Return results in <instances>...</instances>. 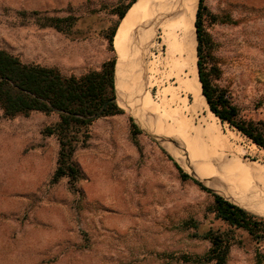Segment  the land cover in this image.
<instances>
[{
	"label": "rangeland",
	"instance_id": "374dc122",
	"mask_svg": "<svg viewBox=\"0 0 264 264\" xmlns=\"http://www.w3.org/2000/svg\"><path fill=\"white\" fill-rule=\"evenodd\" d=\"M130 1L0 0V49L25 64L58 68L65 76L100 70L113 57L106 39L118 20L113 9ZM163 1L150 0L152 10L136 28L152 33L146 50L156 60L165 52L160 26L171 18L170 8L160 13L168 0ZM204 1V27L212 43L208 70H217L214 84L226 91L242 116L264 120V0ZM32 11L79 18L76 34L41 28L20 14ZM138 45L136 52L144 44ZM159 75L155 87L144 85L139 89L142 95L137 92L129 98L148 132L134 136L126 113L94 123L91 138L74 157L86 176L77 190L67 178L51 182L60 144L42 131L58 116L33 113L8 119L0 107V264H192L180 258L203 257L211 247L204 234L228 229L209 212L214 198L182 181L163 150L209 188L264 216V177L250 167L264 169V151L208 109L186 115L188 130L164 122L162 114L141 110L149 92L161 104L165 80ZM208 125L236 137L238 146L247 150L245 155L224 151L226 146L218 143L219 135ZM235 167L250 180L248 185L256 189L263 205L242 194L243 181L231 176ZM234 234L227 264H264V239L253 240L241 231Z\"/></svg>",
	"mask_w": 264,
	"mask_h": 264
},
{
	"label": "trees",
	"instance_id": "16d2710c",
	"mask_svg": "<svg viewBox=\"0 0 264 264\" xmlns=\"http://www.w3.org/2000/svg\"><path fill=\"white\" fill-rule=\"evenodd\" d=\"M136 2L137 0H131L128 4L113 9V14L118 20L106 37L113 57L105 61L100 70L89 71L79 77L65 76L58 68L25 64L19 57L0 49V107L4 116L8 119L28 117L33 113L58 116L56 122L42 131L43 136L56 137L60 144L52 184H58L67 178L71 189L77 190V184L86 178L74 160L78 148L86 146L91 138V128L98 119L126 113L117 103V53L114 38L120 23ZM204 2L199 0L195 22L197 64L203 94L211 111L223 125H228L264 151V120L255 121L242 116L240 109L230 100L226 91L214 84L212 75L217 71L216 68L208 70L207 57L211 53L212 43L204 27L207 14ZM20 14L33 18L41 28H52L70 36L76 34L79 23V18L73 16L47 17L45 13L38 11ZM130 122L133 135L140 134L141 130L131 117ZM163 152L173 162L182 181L192 182L214 198L209 212L228 229L222 233L212 230L206 232L203 238L211 243L208 253L203 257L185 255L180 258L181 261L192 264H227L236 231L247 233L253 240L264 239V218L226 200L188 174L169 153L165 150Z\"/></svg>",
	"mask_w": 264,
	"mask_h": 264
},
{
	"label": "bare ground",
	"instance_id": "6f19581e",
	"mask_svg": "<svg viewBox=\"0 0 264 264\" xmlns=\"http://www.w3.org/2000/svg\"><path fill=\"white\" fill-rule=\"evenodd\" d=\"M166 1H163V2H166ZM144 2H147V1L146 0H139V2L136 4V6L129 13V16L125 20L124 26H127L129 21L133 18L134 12L137 11L143 5ZM139 3H141V4H139ZM178 6H179V8H178ZM197 7H198V0H185V2L182 4L179 2V0H168L165 3L164 7H162V10H160V13H162L167 8H170L169 10L171 12L170 13L171 18L170 17H169V19L167 18L168 20H165L164 22H162L163 24H162V26H160L161 27L160 30H162V32H163L162 37L160 36L162 38L161 43H162V46L165 47V52L162 55L163 57H161V58L159 57V60H156L157 56L154 57L155 59H151V56H149V52L145 51V50H143V52H141V53H138V56H137L138 58L135 56V58H137V60H135V61L138 62V65L135 67H136L137 78H138L136 80H137L138 86L140 87L139 89H141V88L144 89V87L146 85H150V86L152 85L155 87V85H157L155 80L157 79L156 77L159 74H162L163 75V81L165 80V86H163L164 89L162 91H160L161 92V97H160V99H161L160 103L161 104L158 105L157 103H155V101L152 99V96H150V92L149 93L146 92L148 96L146 97V99H142V101H141L142 109L141 110H143L144 112H147L149 114H152V115L153 114H162L161 116H163L164 122L170 121L174 125L180 126L182 129L186 128V130H188V126H189V122L186 119V115H192V114L199 115L198 112L200 113L202 111V109H208L210 114L216 118L214 113L211 111V109L207 103V100L203 94L202 84H201V81L199 79L198 64H197V62H198L197 40H196V34H195L196 29L194 26L195 19H196ZM140 10H141V8H140ZM148 16H149V14H148ZM145 19L146 18H143L142 23ZM124 34L125 33H123L121 30V32L118 34V37L116 39V46L120 51L122 49L123 42H125V41H123V39L125 37ZM142 43H143V41H142ZM123 48H124V46H123ZM120 57H121V55H120ZM124 59L126 60V57L122 58L120 65L117 68L118 69L117 91L119 93L118 103L120 105H123L127 109V111L128 110L133 111L134 108H131V106L129 105V98L133 94H129L130 92L127 89V87L125 86L126 84L124 83L125 76L127 74L126 73L127 71L125 68V65H127V64H126ZM135 61H134V63L136 64L137 62H135ZM132 62H131V64H132ZM129 67H128V69H130ZM134 72H135V70H134ZM132 85L134 86V84H132ZM148 87H146V88H148ZM131 89H130V91H132ZM190 118H191V116H190ZM154 119H156V118H154ZM158 122L159 123L161 122L160 119ZM187 122H188V124H187ZM186 125H188V126L186 127ZM200 126H202V124ZM212 128H215V126H209L208 125V130L210 129V130H212V132H215L219 135L218 136L219 138H217L218 143L224 144V146H226V148H225L226 150H224V151L235 152V154L237 153V154H239V156H242L243 154L245 155L247 150L244 151V149H241V147L238 146V143L236 142V139H235L236 137L233 136L234 138H232L230 135L225 136V135H223V133H221V131H218V130L213 131ZM194 129H196V127ZM196 132H199V131L197 130ZM162 133L164 134L163 131H162ZM156 135H157V133H156ZM159 135H162V134H159ZM215 136H214V138H215ZM233 167H230V168L228 167V169L230 170ZM250 167L253 168L254 170H256L261 176L264 177V169L261 168L259 165H254V166H250ZM230 172H231V176L232 175L236 176V178L239 179L240 182L243 181L241 186H240L241 190L244 191V193H242V194L247 195V197L249 196V198H251L252 203H255V204L258 203L260 205H263L261 203L263 201L262 197L260 196V198H259V196L256 192V189L254 187H250L248 185L250 180H248L247 176L241 172V169L238 170V168L236 169V167H235V170L234 171L231 170ZM226 173H227V170H226ZM254 173H256V172H254ZM247 175H248V173H247ZM229 176H230V174H229ZM231 176H230V178H232ZM249 178L251 179V177H249ZM233 179H234V177H233ZM263 185H264V183H263ZM261 188H263V187L261 186ZM244 195L242 197H244ZM245 199H244V201H245L244 203H246ZM232 201H234V200H232ZM236 202H238V201H236ZM251 204H249V205H251Z\"/></svg>",
	"mask_w": 264,
	"mask_h": 264
},
{
	"label": "crops",
	"instance_id": "0c3cea01",
	"mask_svg": "<svg viewBox=\"0 0 264 264\" xmlns=\"http://www.w3.org/2000/svg\"><path fill=\"white\" fill-rule=\"evenodd\" d=\"M147 2H144L143 3V5L140 7L141 8V10H140V8L137 10V11H135L134 12V14H133V18L129 21V23L127 24V26H124V24H125V20L127 19V17L129 16V13L131 12V10L136 6V4L139 2V0H137V2L133 5V7L129 10V12L127 13V15H126V17L123 19V21L120 23V26H119V28H118V30H117V33H116V35H115V38H114V48H115V51H116V53H117V57H118V60H117V65H116V89H117V78H118V67H119V65H120V62H121V60H122V58H125L126 57V60H125V62H126V64L128 65H125V68H126V76H125V80H124V83L126 84H124L126 87H127V89L129 90V94H136L137 92L138 93H140L139 92V87H138V83H137V80L136 79H138L137 78V72H136V67L135 66H137L138 65V62L137 61H135V60H137V58H135L134 60H132L131 62H132V64H131V62L129 63V62H127V58L129 57V55L130 54H133V53H135L136 51H135V49H134V47H136L137 46V44H149V43H151L152 42V40H151V37H152V33H139L138 35H137V26L142 22V20H143V18L145 17V12H149L150 10H152V5H154V4H150L149 5V2H150V0H146ZM139 4H141V3H139ZM137 9V8H136ZM197 10H198V7H197ZM144 11V12H143ZM196 15H197V11H196ZM143 17V18H142ZM195 22H196V19H195ZM194 26H195V23H194ZM126 28V29H125ZM195 29H196V27H195ZM121 30H122V32L123 33H125L124 34V39H123V41H125V42H123V46H124V48H123V46H122V49H121V51L117 48V46H116V39H117V37H118V34L121 32ZM195 34H196V40H197V33H196V30H195ZM139 36V37H138ZM140 40V41H139ZM142 41H143V43H142ZM141 42V43H140ZM197 46H198V42H197ZM125 54H124V53ZM127 53V54H126ZM124 54V55H123ZM129 54V55H128ZM120 55H121V57H120ZM123 55V56H122ZM198 57V56H197ZM134 61L135 62H137L136 64L134 63ZM134 63V64H133ZM132 67H131V66ZM130 66V67H129ZM134 66V67H133ZM128 67L131 69V72H130V69H128ZM134 70H135V72H134ZM129 72V73H128ZM134 75V76H133ZM134 79V80H133ZM131 81V82H130ZM132 84H134V86L132 85ZM132 88V89H131ZM134 88V89H133ZM130 89L132 90V91H130ZM136 90V91H135ZM182 97V96H181ZM118 101H119V99H118ZM129 101H130V99H129ZM118 105H119V103H118ZM119 107L120 108H122L123 110H125V112H126V114H128V115H130V117H131V113L129 112V110L127 111V109L125 108V107H122V106H120L119 105ZM132 108V107H131ZM134 109H135V107H134Z\"/></svg>",
	"mask_w": 264,
	"mask_h": 264
},
{
	"label": "water",
	"instance_id": "95a60500",
	"mask_svg": "<svg viewBox=\"0 0 264 264\" xmlns=\"http://www.w3.org/2000/svg\"><path fill=\"white\" fill-rule=\"evenodd\" d=\"M198 4H199V0H198ZM137 31V30H136ZM139 34V32L137 31V35ZM138 45V44H137ZM140 45V44H139ZM138 45V46H139ZM143 47L142 48H140L141 50H139L138 52H135V53H133V54H135L134 55V57H132L133 56V54H130L129 55V57H128V60H127V62H131L134 58H135V56H137L138 55V53H141V52H143V50H145V51H147L146 49L148 48V44H145V45H142ZM137 47V46H136ZM117 60H118V57H117ZM117 90V89H116ZM118 95H119V93H118V91H117V103H118ZM135 99H133V101H134ZM129 105L132 107V108H134L135 107V109L131 112V111H129L130 113H131V118H133V120H134V122H135V124L139 127V129L141 130V131H143V132H148V131H146V129L141 125V122L138 120V118H136V116H135V112L137 111V105L136 104H130V102H129ZM176 161V160H175ZM188 173V172H187ZM189 174V173H188ZM192 177H194V178H196V179H198L197 177H195V176H193V175H191ZM199 180V179H198ZM199 181H201V180H199ZM205 186H207L203 181H201ZM208 187V186H207ZM209 188V187H208ZM211 189V188H210ZM213 190V189H212ZM215 191V190H214ZM216 192V191H215ZM217 194H219V195H221L222 197H224L226 200H228V201H230L231 203H233V204H235V205H237V206H239V207H241L240 205H238L236 202H233L231 199H228V198H226L224 195H222V194H220V193H218V192H216ZM241 208H243V207H241ZM243 209H245V208H243ZM246 211H248V212H250V213H252V214H254V215H256V216H258V217H261V218H264V216H260V215H258V214H256V213H253L252 211H249L248 209H245Z\"/></svg>",
	"mask_w": 264,
	"mask_h": 264
}]
</instances>
